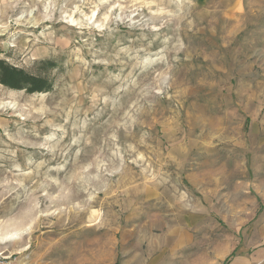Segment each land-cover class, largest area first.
Listing matches in <instances>:
<instances>
[{"label":"rangeland","instance_id":"1","mask_svg":"<svg viewBox=\"0 0 264 264\" xmlns=\"http://www.w3.org/2000/svg\"><path fill=\"white\" fill-rule=\"evenodd\" d=\"M0 59L52 83L0 84V252L264 264V0H0Z\"/></svg>","mask_w":264,"mask_h":264},{"label":"trees","instance_id":"2","mask_svg":"<svg viewBox=\"0 0 264 264\" xmlns=\"http://www.w3.org/2000/svg\"><path fill=\"white\" fill-rule=\"evenodd\" d=\"M44 63H49L50 68L55 67L53 62ZM0 84L10 89L25 90L30 94L45 93L52 89V83L46 77L28 73L3 59H0Z\"/></svg>","mask_w":264,"mask_h":264},{"label":"built area","instance_id":"3","mask_svg":"<svg viewBox=\"0 0 264 264\" xmlns=\"http://www.w3.org/2000/svg\"><path fill=\"white\" fill-rule=\"evenodd\" d=\"M0 264H22L17 258L0 252Z\"/></svg>","mask_w":264,"mask_h":264}]
</instances>
